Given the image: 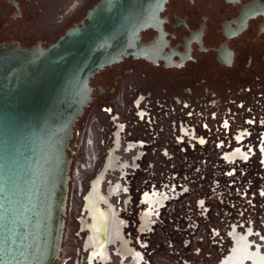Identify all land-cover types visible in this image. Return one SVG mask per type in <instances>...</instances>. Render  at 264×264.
<instances>
[{
  "label": "water",
  "instance_id": "water-1",
  "mask_svg": "<svg viewBox=\"0 0 264 264\" xmlns=\"http://www.w3.org/2000/svg\"><path fill=\"white\" fill-rule=\"evenodd\" d=\"M146 2L101 0L47 47H0V264H57L89 80L143 57Z\"/></svg>",
  "mask_w": 264,
  "mask_h": 264
},
{
  "label": "flooded vegetation",
  "instance_id": "flooded-vegetation-1",
  "mask_svg": "<svg viewBox=\"0 0 264 264\" xmlns=\"http://www.w3.org/2000/svg\"><path fill=\"white\" fill-rule=\"evenodd\" d=\"M100 1L0 0V47H47L69 28L86 23L88 12ZM152 1L150 10L148 2L142 9L147 25L138 33L139 41L147 46L143 57L128 54L89 80L91 100L76 123L74 138L86 116L110 100L125 63L129 64V69L123 70L128 82L143 93L176 96L218 112L250 109L264 113V0ZM109 73H113L110 89L106 87ZM257 141L247 137L240 139V144L254 146ZM105 167H112L110 160ZM101 177L99 191L113 206L110 194L103 192V174ZM89 191L83 195V215ZM121 227L120 221V235L132 247ZM116 242L107 245L108 260L110 248L119 254ZM91 251L100 258L92 247Z\"/></svg>",
  "mask_w": 264,
  "mask_h": 264
},
{
  "label": "built area",
  "instance_id": "built-area-1",
  "mask_svg": "<svg viewBox=\"0 0 264 264\" xmlns=\"http://www.w3.org/2000/svg\"><path fill=\"white\" fill-rule=\"evenodd\" d=\"M262 129L264 113L260 111L218 112L206 104L201 106L176 96L143 93L132 82L123 80L116 84L110 100L80 123L75 149L80 154L79 170L85 176L90 175L88 186L101 174L103 185L112 186L115 215L121 221L123 237L132 246V236L143 237L148 230L146 227L139 230L140 211L145 209L141 201L144 195L165 191L168 199L170 196L172 199L180 194L174 179L179 178L181 182L182 175L185 180L205 179L218 172L220 163L212 157L214 153L225 164L247 161L252 148L243 147L253 145H241L240 139L251 137L257 131L256 145L263 143ZM235 148L247 151L248 158L228 160L226 155ZM109 159L112 167L106 168ZM243 179L240 182H245ZM80 194L81 188L77 196ZM73 198L74 194L68 191L66 212L69 216ZM77 213L78 217L72 218L75 232L69 234L65 226L57 264H101L97 259L89 262V251L84 248L86 231L80 226L82 204ZM136 251L140 254V263L143 262L142 251ZM111 253L105 264L113 263L116 256ZM130 259L126 257L129 263Z\"/></svg>",
  "mask_w": 264,
  "mask_h": 264
},
{
  "label": "rangeland",
  "instance_id": "rangeland-1",
  "mask_svg": "<svg viewBox=\"0 0 264 264\" xmlns=\"http://www.w3.org/2000/svg\"><path fill=\"white\" fill-rule=\"evenodd\" d=\"M121 67V73L115 78L118 82L129 81L123 73V70L129 69V64L125 63ZM134 67L140 69L138 64ZM109 75L106 79L108 89L112 87L113 73ZM260 132L263 140L264 129ZM258 134L256 131L251 137H257ZM249 148H252L250 158L234 164L219 161L218 154L214 153L212 157L220 163L217 167L219 171L209 174L205 179L193 177V180H185L184 175L181 182L178 181L179 178L174 179L180 194L168 199L169 194L164 191V202L168 200L165 206L154 212L155 216L146 235L139 238L132 236V246L141 250L144 255L140 264H218L232 247L229 233L233 225L240 232L243 231V234L247 228L253 229L250 244L260 245L264 253V142L243 147ZM79 155L75 149L68 190L74 194V198L70 201V216L65 213L63 228L64 232L67 226L71 235L76 229L72 218L78 217L81 197L87 190L90 179V175L85 176L79 170ZM186 176L188 177V173ZM242 177L245 182H240ZM79 188L82 189V194L77 196ZM64 234L60 248H63ZM260 240L263 241L259 242ZM126 262L128 260L125 259L124 263ZM112 264H119L117 257H113Z\"/></svg>",
  "mask_w": 264,
  "mask_h": 264
},
{
  "label": "bare ground",
  "instance_id": "bare-ground-1",
  "mask_svg": "<svg viewBox=\"0 0 264 264\" xmlns=\"http://www.w3.org/2000/svg\"><path fill=\"white\" fill-rule=\"evenodd\" d=\"M251 150L252 149H250V151ZM226 158L228 160L238 158L245 161L248 158V152L241 148H235L232 152L226 155ZM101 175L93 179L87 188H90V191L83 202L86 212L80 219V226L86 231L84 248L89 251L88 260L91 262L93 259H97L101 264H105L108 261L107 245L110 242L112 243L117 240L118 242L115 243V246L120 256L113 248H110V253L113 252L111 254L117 257L119 263L139 264L137 263L141 260L139 253L134 248L129 247L127 242L123 240L120 235V221L113 211V206L108 201V196L103 195L99 191L102 178ZM101 184L103 192L110 194L109 199L111 200L112 186H104L103 181ZM164 197V192L160 194L154 192L142 197V202H146L148 208H146L145 211L143 210L139 215L141 221L139 225L140 229H143L145 226L149 228L152 224V219L155 216L154 212L158 209L160 204L164 202ZM102 204H105L104 208ZM87 217H89L90 220L86 219ZM231 229L229 236L232 239V247L218 264H264V253H262L260 245L250 244V237H253V229L247 228L245 234H243V231L240 232L235 225H233ZM260 238H263L262 234L260 235ZM262 241L260 240L259 242ZM91 247L94 250V253L96 252L100 254L99 259L92 254ZM125 256H130V263H124L126 259Z\"/></svg>",
  "mask_w": 264,
  "mask_h": 264
}]
</instances>
